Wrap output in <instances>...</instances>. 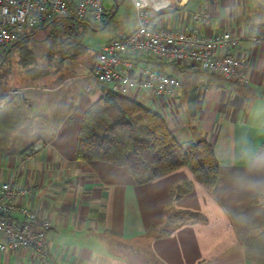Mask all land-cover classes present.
Here are the masks:
<instances>
[{
	"label": "crops",
	"instance_id": "1",
	"mask_svg": "<svg viewBox=\"0 0 264 264\" xmlns=\"http://www.w3.org/2000/svg\"><path fill=\"white\" fill-rule=\"evenodd\" d=\"M167 1L159 26L240 39L233 53L247 61L249 83L141 56L138 68L180 85L161 99L139 90L127 97L162 114L179 143L212 145L218 181L205 186L182 167L138 184L125 167L77 158L85 113L109 91L89 77L96 51L59 85L0 95V183L28 190L21 203L52 224L46 258L8 250L0 264H264V0ZM201 9L211 19L196 26Z\"/></svg>",
	"mask_w": 264,
	"mask_h": 264
},
{
	"label": "built area",
	"instance_id": "2",
	"mask_svg": "<svg viewBox=\"0 0 264 264\" xmlns=\"http://www.w3.org/2000/svg\"><path fill=\"white\" fill-rule=\"evenodd\" d=\"M107 0H0V54L6 53L27 30L39 28L57 18L73 17L79 21L101 23L105 20ZM136 11L138 27L124 38L103 45L96 54L89 76L109 91L129 96L145 91L155 99L165 97L179 81L155 69H141L135 58L147 56L164 64L191 62L200 70L218 74L244 85L249 83L247 61L233 53L240 39L230 32L202 35L198 27L180 31L158 25L157 15L171 4L167 0H130ZM210 13L201 9L193 23L207 25ZM43 147L38 143L35 150ZM29 193L7 183H0V252L34 250L49 255V220L21 203ZM22 219L18 220L16 216Z\"/></svg>",
	"mask_w": 264,
	"mask_h": 264
},
{
	"label": "trees",
	"instance_id": "3",
	"mask_svg": "<svg viewBox=\"0 0 264 264\" xmlns=\"http://www.w3.org/2000/svg\"><path fill=\"white\" fill-rule=\"evenodd\" d=\"M62 20L92 27L89 22L73 17L57 18L39 28L25 31L6 53L38 30L52 28L56 32L57 26L53 24ZM67 35L70 41L61 50L66 58L71 56L76 60L87 52V47L82 34L70 28ZM58 80L60 83L64 77L60 76ZM77 158L125 167L138 184L149 183L182 167L191 169L196 179L205 186H214L219 178V162L212 145L207 141L188 145L179 143L162 114L113 91H108L85 113ZM189 189L190 184H186L182 193Z\"/></svg>",
	"mask_w": 264,
	"mask_h": 264
},
{
	"label": "rangeland",
	"instance_id": "4",
	"mask_svg": "<svg viewBox=\"0 0 264 264\" xmlns=\"http://www.w3.org/2000/svg\"><path fill=\"white\" fill-rule=\"evenodd\" d=\"M105 10L108 15L107 26L105 22H91L92 27L87 25L83 27L62 20L53 24L57 26L56 32L52 28L38 30L35 35L26 38L12 51L0 54V95L32 83L40 86L59 85L61 83L59 80L48 85L46 77L63 76L64 80L71 77L74 74V64L81 69L87 66L96 51L98 52L112 39L121 37L122 33L130 31L137 21L136 11L130 0L121 1L119 11L115 15H113L116 10L115 1L107 0ZM70 28L75 33L82 34L83 42L88 48L84 57L81 56L76 60L71 56L66 58L67 55L61 50L63 46H68L70 39L67 32ZM96 28L98 31L95 32ZM79 59L81 63H78Z\"/></svg>",
	"mask_w": 264,
	"mask_h": 264
},
{
	"label": "water",
	"instance_id": "5",
	"mask_svg": "<svg viewBox=\"0 0 264 264\" xmlns=\"http://www.w3.org/2000/svg\"><path fill=\"white\" fill-rule=\"evenodd\" d=\"M115 1V3H116V10H115V12L113 13V15H115L118 11H119V7H120V2L121 1H124V0H114ZM106 23V22H105ZM106 26H107V23H106ZM105 26V27H106Z\"/></svg>",
	"mask_w": 264,
	"mask_h": 264
}]
</instances>
